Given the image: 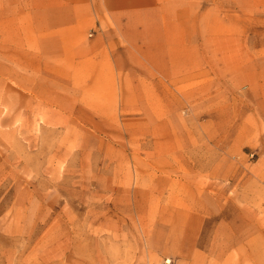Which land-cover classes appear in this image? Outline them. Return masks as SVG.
<instances>
[{"label":"rangeland","instance_id":"1","mask_svg":"<svg viewBox=\"0 0 264 264\" xmlns=\"http://www.w3.org/2000/svg\"><path fill=\"white\" fill-rule=\"evenodd\" d=\"M5 4L0 264H264V0H158L68 65Z\"/></svg>","mask_w":264,"mask_h":264},{"label":"crops","instance_id":"2","mask_svg":"<svg viewBox=\"0 0 264 264\" xmlns=\"http://www.w3.org/2000/svg\"><path fill=\"white\" fill-rule=\"evenodd\" d=\"M3 1L6 4L1 11L8 19L5 32L16 35L11 49L22 50L23 39L19 35L32 34L33 48L46 52L44 58L50 60L51 56V59H60L62 56L57 57L51 52L55 50V44L62 42L66 45V42L77 41L78 51L73 55L63 56L65 61L62 64L68 65L72 64L68 60L77 59L81 60L79 64H84L83 62L88 60L95 48H101V45L96 47L97 44H106L107 47L114 41L117 43L121 38L127 41L128 35L135 32V27L146 23L147 20V24L151 22L158 0ZM24 21H30V24L25 25ZM9 25L16 26L11 29ZM84 35H91L92 39L83 41ZM17 57L21 60L24 58ZM25 63L35 65L37 61L33 59L32 62L25 61ZM46 64L50 65L43 63ZM74 64L78 63L74 62Z\"/></svg>","mask_w":264,"mask_h":264}]
</instances>
